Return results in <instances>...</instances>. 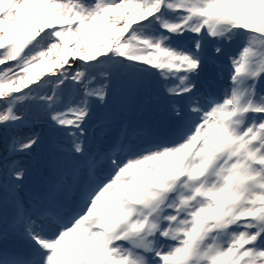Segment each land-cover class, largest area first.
<instances>
[{
    "label": "snow or ice",
    "instance_id": "obj_1",
    "mask_svg": "<svg viewBox=\"0 0 264 264\" xmlns=\"http://www.w3.org/2000/svg\"><path fill=\"white\" fill-rule=\"evenodd\" d=\"M0 264H264V0H0Z\"/></svg>",
    "mask_w": 264,
    "mask_h": 264
},
{
    "label": "rangeland",
    "instance_id": "obj_2",
    "mask_svg": "<svg viewBox=\"0 0 264 264\" xmlns=\"http://www.w3.org/2000/svg\"><path fill=\"white\" fill-rule=\"evenodd\" d=\"M44 19H50V17H42V20H44Z\"/></svg>",
    "mask_w": 264,
    "mask_h": 264
}]
</instances>
